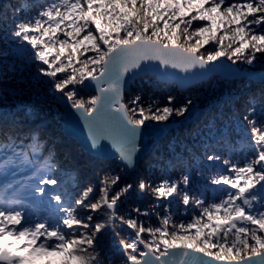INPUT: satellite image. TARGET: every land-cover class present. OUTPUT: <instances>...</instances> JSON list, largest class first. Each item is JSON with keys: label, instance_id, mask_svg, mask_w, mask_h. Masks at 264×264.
I'll return each mask as SVG.
<instances>
[{"label": "snow or ice", "instance_id": "6c2138e0", "mask_svg": "<svg viewBox=\"0 0 264 264\" xmlns=\"http://www.w3.org/2000/svg\"><path fill=\"white\" fill-rule=\"evenodd\" d=\"M12 11L23 15L0 39L30 46L39 62L36 86H47L80 113L93 146L111 142L124 168L101 167L96 182L71 189L54 157L44 166L34 163L35 147H47L39 131L25 128L16 114L0 113V173L31 165V196L49 206L41 215L22 197H0V241H7L0 243V264H116L117 257L123 264H264V88L245 100L237 117L248 148L242 165L206 154L211 164L226 166L209 178L223 186L211 203L194 194L187 172L158 183L147 176L127 180L140 129L149 120L183 117L193 100L169 95L163 105L154 99L146 107L135 95L124 102L137 77L227 67L228 61L264 65V0H46ZM134 195L153 203H130ZM190 204L199 214L190 223L172 222L173 205Z\"/></svg>", "mask_w": 264, "mask_h": 264}, {"label": "trees", "instance_id": "16d2710c", "mask_svg": "<svg viewBox=\"0 0 264 264\" xmlns=\"http://www.w3.org/2000/svg\"><path fill=\"white\" fill-rule=\"evenodd\" d=\"M45 2L46 0H2L0 37L3 36L2 29L5 26L11 28L13 20L23 15V12L14 13L12 11L14 8H19L21 3L31 5ZM38 63L32 59L30 46L25 48L0 39V113L16 114L18 119L25 121V128L37 129L46 141L47 147L44 144L35 147V155L32 156L34 163L44 166L54 157V163L58 166L60 175L70 179L71 189L82 187L80 181L86 182L90 179L96 182V179L102 175L101 167L114 168L118 171L123 169L124 166L118 159L107 161L89 155L83 152L77 141L65 136L64 112L60 107L62 99H59L58 94L52 92L47 86L37 87L35 84V69ZM235 65L248 72H264V65L261 64ZM261 88H264V80L231 81L221 77H213L208 82L185 91L180 90L175 84H162L155 77L136 81L132 84L131 90L126 93L125 103H128L135 95H141L146 107L154 99L163 105L166 103L167 96L175 95L181 100L191 98L194 107L183 117H171L169 121L163 122L151 120L146 122L180 123V126L154 145L151 152L141 161L136 172H127L128 182L147 176L158 183L162 177H179L181 173L187 172L192 177L191 187L194 194L204 193L207 202H213L222 194L223 186L212 185L209 178L214 175L216 169L226 166L218 162L211 164L206 160V154L215 152L242 165L248 148L247 141L240 138L241 127L237 117L243 110L245 100L250 99L252 93L258 94ZM191 114H193L192 119H190ZM243 136L247 137V133L244 132ZM17 143L20 142L17 141ZM30 146L31 141L23 145L25 150H29ZM17 151H20V148H17ZM11 154L9 151L8 155L11 156ZM2 159L3 157H0V160ZM90 162H94L96 166L94 167ZM26 165L28 164L10 165L6 173H0V197H22L31 210L44 215L49 208L48 202L31 196L30 190L36 184V176L34 168ZM121 174L124 175V173ZM130 203H139L144 206L153 201L150 197L137 199L134 195ZM164 203L160 201L159 211L162 215L165 214ZM199 212L200 209H194L191 204L187 208L183 205H173L172 222L190 223L192 217ZM33 218L35 219V216ZM205 222H207L206 217ZM216 222L222 223V221L213 223ZM191 231L195 232L196 228ZM215 239L213 237L214 241ZM213 251L216 250L213 249ZM41 261L43 259L38 260L37 264ZM116 264H123L122 259L117 257Z\"/></svg>", "mask_w": 264, "mask_h": 264}, {"label": "water", "instance_id": "95a60500", "mask_svg": "<svg viewBox=\"0 0 264 264\" xmlns=\"http://www.w3.org/2000/svg\"><path fill=\"white\" fill-rule=\"evenodd\" d=\"M1 3L2 0H0V6ZM226 64L227 67L217 66L214 69L212 65H208L205 69L196 68L190 70L188 73H185L180 69H169L170 72H175L176 75L165 77L158 74H150V76L157 78L162 84H175L182 91L208 82L213 77H221L231 81L242 79H251L255 81L262 80L261 77L264 72H248L240 69L237 65L232 64L229 61L226 62ZM217 65H219V62H217ZM209 69L213 70L209 71ZM230 70H234L235 73H238V75H233V72ZM146 77L149 76L137 77L135 80L130 81L126 93L131 90L132 84ZM184 77H188V79H184ZM60 107L64 112L63 132L67 138L77 141L83 152L89 155L107 161H113L116 159L119 160L117 151L111 142L105 140L93 146L88 125L80 113L72 109L65 100H61ZM192 117L193 114L190 115V119H192ZM179 126L180 123H146V125L140 129L139 135L137 136L136 142L138 150L136 151L134 157V167L128 169L127 172H136L139 169L141 161L151 152L154 145L165 139L171 131L175 130ZM217 264H221V262H217Z\"/></svg>", "mask_w": 264, "mask_h": 264}, {"label": "rangeland", "instance_id": "374dc122", "mask_svg": "<svg viewBox=\"0 0 264 264\" xmlns=\"http://www.w3.org/2000/svg\"><path fill=\"white\" fill-rule=\"evenodd\" d=\"M35 158H36V157H35ZM41 163H42V161H41ZM41 163H40V164H41ZM26 166H28V165H26ZM5 242H7V241H0V243H5ZM40 264H45V260L41 261Z\"/></svg>", "mask_w": 264, "mask_h": 264}]
</instances>
